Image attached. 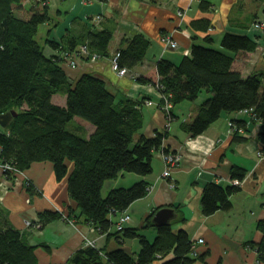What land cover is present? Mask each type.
Returning <instances> with one entry per match:
<instances>
[{"label":"trees","instance_id":"obj_1","mask_svg":"<svg viewBox=\"0 0 264 264\" xmlns=\"http://www.w3.org/2000/svg\"><path fill=\"white\" fill-rule=\"evenodd\" d=\"M199 3L201 12L211 11L210 2L199 0ZM50 11V0H0V114L17 111L8 127L0 125L3 174L12 181L34 163L50 162L56 179H67L68 194L79 211L66 216L58 210H46L39 214L37 224L43 227L63 218L73 224L92 225L95 231L115 236L120 243L137 238L141 245L135 255L122 247L104 251L103 247L84 245L63 264L204 262L205 254H193L194 243L185 229L174 232L170 225L155 228L154 214L145 220L146 227L157 230L153 241L137 227H124L109 234L112 215L123 213L134 201L144 198L150 184L143 180L129 187L113 188L105 197L101 192L103 185L123 172L141 177L152 174L155 152H168L163 146L167 135L156 132L149 137L141 132L146 97L117 99L98 75L84 72L72 80L67 73V62L72 58L80 62L92 59L83 49L98 58L109 57L113 31L93 25L81 35L68 31L56 37L53 32L57 23L47 29L49 35L42 37V26L54 21ZM189 25L204 35V43H193L191 53L179 63L160 58L154 73L139 76L136 81L156 87L161 94L160 108H164V98L174 108L184 100L194 102L207 90L210 96L198 106L194 120L181 126L193 137L203 134L223 112L250 113L251 120L260 123L258 142L264 150V70L243 77L233 67L236 54L254 52L259 44L247 34L226 32L221 40L223 49H216L210 46L214 40L210 33L213 24L207 16L192 20ZM39 35L44 43L37 40ZM150 45V38L141 33L124 39L116 53L118 66L126 70L138 66ZM55 94L67 96L64 106L53 101ZM173 108L169 117L166 113L169 121L174 117ZM75 118L89 122L95 128L93 133L85 138L76 124L68 128ZM233 126V141H247L239 132L247 130L246 122L233 120ZM230 176L233 183L229 186L209 182L203 187L204 216L231 210V195L241 190L246 170L234 167ZM24 185L30 192L36 190L31 180ZM257 229L262 233L260 241L246 244L257 251L259 262L264 263V221L258 222ZM35 250L5 220L0 207V264H40Z\"/></svg>","mask_w":264,"mask_h":264},{"label":"crops","instance_id":"obj_2","mask_svg":"<svg viewBox=\"0 0 264 264\" xmlns=\"http://www.w3.org/2000/svg\"><path fill=\"white\" fill-rule=\"evenodd\" d=\"M207 1L211 3L209 13L200 11L197 0H79L80 4L88 8L87 12L83 9L79 11L77 4L71 0H50V14L54 21L42 26L40 31L41 36L45 37L47 29L57 23L53 32L56 37L68 31L81 35L93 25L112 30L109 57L94 62L81 61L80 70L67 69V73L72 80L84 72L98 75L105 80L108 89L117 95V99L140 100L146 97L151 105L147 102L142 109L144 127L141 132L149 137L156 132L166 134L163 146L168 152L180 156L178 165L165 179L162 177L165 169L162 158L155 152L152 174L141 177L123 172L117 178L105 182L102 195L108 194L113 188L129 187L143 180L150 184V191L144 198L134 201L123 213L112 215L113 225L109 234L116 231L117 221L127 214L130 220L124 223L125 227H137L141 229V234L153 241L158 234L156 227H146L145 220L151 214L155 216L158 209L168 206L176 214L170 223L172 230L177 232L178 229H185L197 245V255H206L204 262L197 261L194 264H264L259 262L257 251L246 244L260 241L262 233L257 229V224L264 221V150L258 142L260 123L252 121L247 112H223L203 134L193 137L183 131L181 126L184 122L194 120L201 104L198 99L194 102L184 100L174 106L173 120L168 121L159 108L161 94L156 87L136 81L139 76L154 73L160 58L179 63L183 56L191 53L193 43H204V35L189 25L192 20L203 16H207L213 24L210 33L214 40L211 45L216 43L217 35L222 34V40L226 32L247 34L259 44L258 51L236 54L233 64L235 70L240 71L243 77L264 70V56L257 55L261 52L260 48H264V38L262 33L254 29L256 20L264 19V0ZM92 3H96L95 12L90 6ZM259 5H263L262 15H258L256 10ZM97 17L101 19L97 20ZM179 20L180 26L177 25ZM137 33L150 38L148 53L143 62L130 70L131 75L119 77L112 71L110 60L124 39ZM163 35H171L178 42V48L164 50L160 41ZM66 100L65 95H53V101L60 106H64ZM238 119L246 122L248 130L240 129V134L248 140L239 143L233 141V120ZM73 123L85 138L95 130L89 122L79 118H75ZM258 152L263 153L262 158ZM234 167L244 168L246 177L240 184L241 190L231 195V210L204 216L201 210L203 187L209 182L229 186L233 183L230 172ZM27 180L35 184L34 192L24 185ZM0 207L5 220L21 232L25 242L35 247L40 264L66 263L70 256L84 246L86 238L95 240L104 251L122 247L135 255L141 248L137 238L120 243L115 236L95 231L92 225L71 224L63 218L38 227L39 214L46 210H58L66 216L79 211L68 194L67 179L58 181L50 162L34 163L23 175H17L12 181L0 169ZM200 239L203 242H198Z\"/></svg>","mask_w":264,"mask_h":264},{"label":"built area","instance_id":"obj_3","mask_svg":"<svg viewBox=\"0 0 264 264\" xmlns=\"http://www.w3.org/2000/svg\"><path fill=\"white\" fill-rule=\"evenodd\" d=\"M98 19H100L99 17H97ZM254 29L259 31L260 33H262V35H264V19L262 20H256L255 24H254ZM211 31V30H210ZM161 42L164 46V48L167 49V47H171V48H176V46L178 45V42L176 40H174V38L171 36V35H163L161 36ZM85 51V49H83ZM261 50V54L264 56V48H260ZM117 56L114 58V68L115 70L117 69L118 71L122 72V74H125L127 73L126 69H121L119 66H118V63L116 61L117 59ZM98 56L97 55H94L93 56V60L96 59ZM67 69L73 71L77 68L78 66V62H77V59L76 58H72L71 60H69L67 62ZM164 110L165 112L168 114V117L170 116V111L173 107V105L166 99L164 98ZM160 154V157L162 158V161H163V165H164V172H163V175L162 177L165 179V177H169L172 170L175 169V167L178 165V162H179V159H180V156H178L177 153L173 154L171 152H166V151H160L158 152ZM259 155H261L262 153L261 152H258ZM130 220V216L127 215V214H123V216L120 217V219L117 221L116 223V230L117 231H121L123 230V228L125 227V222L129 221ZM27 225H30V222H27ZM38 227H40V225L38 224L37 225ZM198 242H203L202 239H200ZM86 246H90V247H97V243L95 240H91V241H87L85 243ZM196 244L194 243V250H193V254L194 255H197L198 253L196 252ZM98 248V247H97Z\"/></svg>","mask_w":264,"mask_h":264},{"label":"rangeland","instance_id":"obj_4","mask_svg":"<svg viewBox=\"0 0 264 264\" xmlns=\"http://www.w3.org/2000/svg\"><path fill=\"white\" fill-rule=\"evenodd\" d=\"M79 0H71V2H73L74 4L76 3L77 4V7L80 9L79 11H81L82 9H83V11L84 12H87V10H88V8L87 7H85V6H83L82 4H80V2H78ZM197 2H199V0H197ZM96 5V3H92V5H90L91 7H92V11L93 12H95L96 10V7H94L95 5ZM262 6L263 5H259V7L256 9L257 11H258V15H262L263 14V12L261 11V8H262ZM100 18V17H99ZM101 19V18H100ZM100 19H97V20H100ZM180 21L181 20H179V22H177V25H179L180 26ZM221 36H222V34H220ZM220 35H217V38H216V43L215 44H213V45H210V46H214V47H216V49H223L222 48V45H221V39H220ZM161 37V36H160ZM162 38V37H161ZM161 38H160V41H161ZM219 39H220V41H219ZM37 40L38 41H40L41 43H44V42H42L43 41V39L40 37V35L37 37ZM175 40V39H174ZM161 45H162V48L164 49V50H166V48H164V46H163V44H162V42H161ZM178 48V45L176 46V48H171V47H167V49L168 50H170V49H177ZM257 48H258V46H257ZM257 50V49H256ZM255 50V51H256ZM258 51V50H257ZM85 53L87 54V55H89L92 59L90 60V61H92V62H94V61H97V60H99L100 59V57L98 58H96V59H94L93 60V56H92V54H90V53H88L87 52V50H85ZM257 55H259L260 57H263L262 56V54L261 53H257ZM114 59L112 58L110 61H111V68H112V71L113 72H115L119 77H126V76H128V75H131L130 73H131V71L130 70H126L127 71V73H125V74H122V72H120V71H118L117 69L115 70V68H114V61H113ZM77 62H78V66H77V68H76V70H80L82 67L80 66V63H82V62H80V61H78L77 60ZM207 95H209L210 96V94H208V92H207V90H204L200 95H199V97L197 98L198 99V102L199 103H202L208 96ZM189 103V102H188ZM148 105H151V103L150 102H148ZM173 105V104H172ZM160 108V107H159ZM173 108V107H172ZM162 111H164V108L162 107V108H160ZM172 110V109H171ZM164 113V112H163ZM165 116L167 117V115H166V112H165ZM168 119V118H167ZM169 121V120H168ZM171 121V120H170ZM74 125V123H71V125L70 126H68V128H70L71 129V126H73ZM262 155H263V153L261 154V155H259L260 156V158H262ZM0 169H1V166H0ZM107 195V194H106ZM106 195H103V196H106ZM68 222V221H67ZM71 224H73V221H71ZM36 225H38L37 223H36ZM40 228H41V226H40ZM92 240V239H91ZM90 239H85L84 240V245H85V243L87 242V241H91ZM86 246V245H85Z\"/></svg>","mask_w":264,"mask_h":264},{"label":"water","instance_id":"obj_5","mask_svg":"<svg viewBox=\"0 0 264 264\" xmlns=\"http://www.w3.org/2000/svg\"><path fill=\"white\" fill-rule=\"evenodd\" d=\"M15 116H17L16 110H11L8 113L0 114V125L3 128L8 127L12 121L11 119ZM175 216L176 214L173 208L166 206L156 211L155 216L152 219V223L155 225V227H167V225H170L171 220L175 218Z\"/></svg>","mask_w":264,"mask_h":264},{"label":"bare ground","instance_id":"obj_6","mask_svg":"<svg viewBox=\"0 0 264 264\" xmlns=\"http://www.w3.org/2000/svg\"><path fill=\"white\" fill-rule=\"evenodd\" d=\"M65 46H63L62 48H64ZM13 171V170H12Z\"/></svg>","mask_w":264,"mask_h":264}]
</instances>
